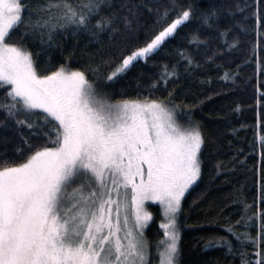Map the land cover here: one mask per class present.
I'll return each mask as SVG.
<instances>
[{
    "label": "snow or ice",
    "instance_id": "snow-or-ice-1",
    "mask_svg": "<svg viewBox=\"0 0 264 264\" xmlns=\"http://www.w3.org/2000/svg\"><path fill=\"white\" fill-rule=\"evenodd\" d=\"M139 7L131 0H44L34 13L25 0H0V112L20 134L11 152H0V264H150L148 201L159 203L166 217L160 225L165 239L156 246L159 264H178L177 214L201 175L205 138L199 128L190 118L181 123L171 101L116 100L85 71L61 66L41 72L24 42L38 32L41 43H50L68 29L114 39L120 22L133 30ZM178 7L172 0V10ZM238 13V31L247 34L241 25L249 20L254 25L255 56L264 41V0L236 2L224 15ZM191 15V8L176 12L104 78L111 81L146 60ZM218 15L211 12L203 23L212 26ZM167 16L166 10L161 18ZM21 28L24 34L14 40ZM231 31L220 33L228 51L242 46L235 35L229 42ZM175 75L165 69L161 81ZM236 75L225 71L222 79L235 83ZM250 208L245 204L236 221L245 231L225 230L239 245L241 264H264V209L249 215ZM253 220L259 221L256 235L247 231L257 227ZM222 239L231 252L232 241ZM220 243L210 240L205 247Z\"/></svg>",
    "mask_w": 264,
    "mask_h": 264
},
{
    "label": "trees",
    "instance_id": "trees-1",
    "mask_svg": "<svg viewBox=\"0 0 264 264\" xmlns=\"http://www.w3.org/2000/svg\"><path fill=\"white\" fill-rule=\"evenodd\" d=\"M43 2L25 0V5L35 13L34 5ZM236 2L243 4V0H177L180 7L174 12L172 0H131L134 9L140 5L133 30H126L120 22V32L114 39L109 35L73 34L68 29L54 35L50 43H41L38 32H31V38L24 41L41 72L61 66L85 71L116 100L151 97L171 101L179 109L181 123L190 118L199 128L205 138L201 175L185 195L177 216L178 264H241L239 245L225 229L233 225L245 231L236 224L245 214V204L251 206L249 215L264 209V101L260 100L264 93V71L259 70L264 65V41L254 56L252 49L258 41L251 20L241 25L247 28L244 34L233 24L242 14L235 18L224 15ZM185 8L192 10L189 21L179 26L157 52L134 62L130 70L111 81L104 78L103 74L144 46L163 24ZM166 10L168 16L162 19ZM213 11L219 13L216 23L204 24V17ZM126 14V10L119 13ZM35 18L34 15L33 21ZM228 28L232 29L227 34L229 42L235 35L242 45L231 51L220 35ZM24 32L21 28L13 39L19 40ZM92 68H99V73L90 72ZM165 69L176 73L166 84L161 81ZM225 71L237 74L235 83L222 79ZM19 135L0 112V152H11L19 142ZM149 211L152 221L145 236L151 245L150 264H159L156 246L165 238L160 227L164 217L158 205H150ZM251 224L257 227L250 226L247 231L256 235L259 221L253 220ZM222 238L232 241L231 252ZM210 240L221 243L205 247ZM246 247L251 253V246Z\"/></svg>",
    "mask_w": 264,
    "mask_h": 264
},
{
    "label": "rangeland",
    "instance_id": "rangeland-1",
    "mask_svg": "<svg viewBox=\"0 0 264 264\" xmlns=\"http://www.w3.org/2000/svg\"><path fill=\"white\" fill-rule=\"evenodd\" d=\"M197 181H198V180H197ZM197 181H196V183H197ZM196 183H195V184H196ZM195 184H194V185H195ZM194 185H193V186H194ZM189 190H190V189H189ZM189 190H188V191H189ZM186 194H187V193H186ZM186 194H185V195H186ZM182 201H183V200H182ZM150 205H158V206L161 208V211H162V214H163V217H164V219H163V223L166 222V217L164 216L163 207H162L159 203L152 202V201H148V202H146V205H145V209H146V211H148V212H150V211H149V206H150ZM177 216H178V214H177ZM151 221H152V219H151ZM151 221H149L147 228L149 227ZM147 228L145 229V232H146ZM164 239H165V238H164ZM162 248H163V245H162ZM162 248H161V250H162Z\"/></svg>",
    "mask_w": 264,
    "mask_h": 264
}]
</instances>
